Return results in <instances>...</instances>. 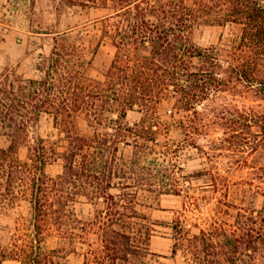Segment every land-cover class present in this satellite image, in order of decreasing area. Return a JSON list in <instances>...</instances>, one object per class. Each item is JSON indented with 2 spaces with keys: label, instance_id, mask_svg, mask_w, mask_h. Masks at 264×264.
Listing matches in <instances>:
<instances>
[{
  "label": "trees",
  "instance_id": "obj_1",
  "mask_svg": "<svg viewBox=\"0 0 264 264\" xmlns=\"http://www.w3.org/2000/svg\"><path fill=\"white\" fill-rule=\"evenodd\" d=\"M73 6L111 12L88 22L85 34L77 25L63 30L61 19L39 32L54 40L37 64L40 77L0 72V212L23 199L31 210L30 231L18 219L0 235L11 241H0V264H74L66 259L70 253L82 255V264H166L167 256L152 249L159 226L173 230L172 258L181 253L189 264H236L240 246L220 248L212 233H193L181 219L154 220L141 207L146 192H179L173 176L183 169L167 160L177 150L159 136L173 127L190 134L185 112L196 113L222 93L264 99V0H58L57 10ZM203 25L238 33L203 48L193 40ZM97 26L100 35L91 34ZM105 45L114 52L102 53ZM162 107H170L166 115ZM130 112L141 116L132 121ZM44 115L53 117L64 150L43 135ZM260 120L264 136V115ZM130 148L132 156L125 153ZM59 161L63 172L50 176L47 167ZM79 196L105 208L80 218L72 206ZM251 221L246 264H264L258 258L264 259V232ZM52 229L71 240L81 229L88 249H48Z\"/></svg>",
  "mask_w": 264,
  "mask_h": 264
},
{
  "label": "rangeland",
  "instance_id": "obj_2",
  "mask_svg": "<svg viewBox=\"0 0 264 264\" xmlns=\"http://www.w3.org/2000/svg\"><path fill=\"white\" fill-rule=\"evenodd\" d=\"M57 6L58 0H0L1 73L14 69L27 78L40 77L37 64L41 56L52 52L54 40L53 35L39 32L49 31L57 19H61L63 30L68 24L77 25L85 34L88 22L111 12L98 6L65 7L59 11ZM98 28L91 27L90 33L100 35ZM236 33L238 29L231 26L203 25L194 31L193 40L198 46L209 48ZM113 52L110 45L102 48V53ZM93 73L99 75L95 70ZM169 108L162 107L161 114L166 115ZM197 109L196 113L194 110L184 113L190 134L173 127L169 135L159 136L161 143L177 150L167 160L170 165L176 164L183 169L176 168L177 175L173 176L179 178L176 186L179 192L164 195L146 192L144 195L149 197H143L141 209L154 220L173 223L181 219L193 233L204 229L214 235L220 248L228 245L234 251L231 246H240V252L233 257L236 264H246L249 258L244 249L251 239L252 217L257 221L254 225L257 232H264V136L258 125L264 115V99L254 94L235 97L231 93H222L217 100L207 101L204 107ZM140 116L138 112L129 113L132 121ZM40 124L45 137L54 141L63 137L52 116L44 115ZM9 143V139L3 136L1 145L6 147ZM58 144L60 150H64L66 143L61 141ZM132 150L127 149L125 153L132 156ZM19 156L27 159L26 147L21 148ZM46 171L56 177L63 172V162L50 165ZM168 183H174L173 179L170 178ZM72 206L83 219L94 217L105 208V204L94 206L88 203L83 196H79ZM30 212V204L24 199L16 209L1 211L0 235L9 234L8 229L14 228L18 219L30 231ZM158 230L152 249L167 256L161 260L166 264H189L181 253L177 258L171 257L175 242L173 230L161 226ZM75 231L78 234L71 240L52 229L44 245L48 249H63L64 253L77 247L83 253L88 249V243L80 242L85 237L81 229ZM0 241L4 244L11 242L1 237ZM258 258L264 261L260 255ZM66 259L74 264L84 262L82 255L72 253L67 254ZM4 264L20 263L8 260Z\"/></svg>",
  "mask_w": 264,
  "mask_h": 264
}]
</instances>
